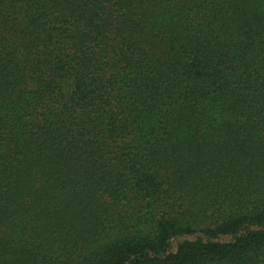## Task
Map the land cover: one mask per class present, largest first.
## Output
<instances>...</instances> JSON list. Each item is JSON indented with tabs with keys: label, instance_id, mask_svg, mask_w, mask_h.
Listing matches in <instances>:
<instances>
[{
	"label": "trees",
	"instance_id": "1",
	"mask_svg": "<svg viewBox=\"0 0 264 264\" xmlns=\"http://www.w3.org/2000/svg\"><path fill=\"white\" fill-rule=\"evenodd\" d=\"M0 264H264V0H0Z\"/></svg>",
	"mask_w": 264,
	"mask_h": 264
},
{
	"label": "rangeland",
	"instance_id": "2",
	"mask_svg": "<svg viewBox=\"0 0 264 264\" xmlns=\"http://www.w3.org/2000/svg\"><path fill=\"white\" fill-rule=\"evenodd\" d=\"M188 239H190V238H188ZM183 240H184V239H178L177 242H180V241L182 242ZM176 244H177V243L175 242V247H176Z\"/></svg>",
	"mask_w": 264,
	"mask_h": 264
}]
</instances>
